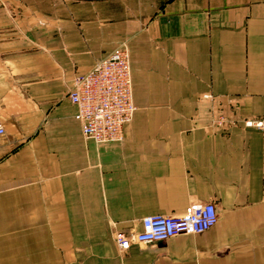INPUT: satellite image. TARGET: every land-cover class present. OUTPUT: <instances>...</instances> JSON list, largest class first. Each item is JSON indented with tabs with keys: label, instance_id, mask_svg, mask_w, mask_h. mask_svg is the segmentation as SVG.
<instances>
[{
	"label": "crops",
	"instance_id": "0c3cea01",
	"mask_svg": "<svg viewBox=\"0 0 264 264\" xmlns=\"http://www.w3.org/2000/svg\"><path fill=\"white\" fill-rule=\"evenodd\" d=\"M121 45L136 109L98 144L68 91ZM0 123V264H264V0H0ZM207 201L206 231L119 252Z\"/></svg>",
	"mask_w": 264,
	"mask_h": 264
},
{
	"label": "built area",
	"instance_id": "2783aa9c",
	"mask_svg": "<svg viewBox=\"0 0 264 264\" xmlns=\"http://www.w3.org/2000/svg\"><path fill=\"white\" fill-rule=\"evenodd\" d=\"M68 98L75 106L74 117L79 121L84 137L98 144L122 141L124 126L132 120L136 109L128 47L121 45L114 48L96 61L89 71L77 74L68 91ZM256 125L261 127L262 122L258 121ZM4 132L0 123V136ZM217 219L214 202H197L181 214L145 216L141 219L139 231L129 234L116 231L114 240L120 251H127L133 243L148 244L179 234L204 232Z\"/></svg>",
	"mask_w": 264,
	"mask_h": 264
},
{
	"label": "rangeland",
	"instance_id": "374dc122",
	"mask_svg": "<svg viewBox=\"0 0 264 264\" xmlns=\"http://www.w3.org/2000/svg\"><path fill=\"white\" fill-rule=\"evenodd\" d=\"M115 241V240H114ZM149 244V243H148ZM148 244H138L139 246H147ZM119 250V249H118ZM119 252L121 253V254H124V252L123 251H120L119 250Z\"/></svg>",
	"mask_w": 264,
	"mask_h": 264
}]
</instances>
